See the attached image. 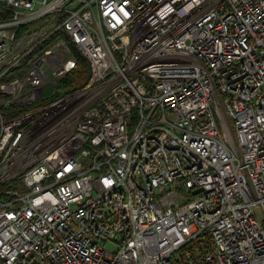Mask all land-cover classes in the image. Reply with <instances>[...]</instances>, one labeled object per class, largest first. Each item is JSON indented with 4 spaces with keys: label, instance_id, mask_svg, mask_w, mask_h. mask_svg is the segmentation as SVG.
<instances>
[{
    "label": "built area",
    "instance_id": "built-area-1",
    "mask_svg": "<svg viewBox=\"0 0 264 264\" xmlns=\"http://www.w3.org/2000/svg\"><path fill=\"white\" fill-rule=\"evenodd\" d=\"M0 3V264H264V0Z\"/></svg>",
    "mask_w": 264,
    "mask_h": 264
},
{
    "label": "trees",
    "instance_id": "trees-1",
    "mask_svg": "<svg viewBox=\"0 0 264 264\" xmlns=\"http://www.w3.org/2000/svg\"><path fill=\"white\" fill-rule=\"evenodd\" d=\"M12 17H13L12 10L9 7H7L5 4L0 3V24L10 21ZM58 36L59 35L53 36V39L51 41L55 42ZM68 43L72 49L76 65L72 71L61 76L57 80L56 88H57L58 93L56 96L52 97L49 102H52L56 100V98L73 93L74 91H77L83 88L87 84L90 78V68H89L88 61L82 57L79 49L71 41H68ZM20 68L26 69V63L23 62ZM20 75L21 73H15L14 76H20ZM39 105H42V103L41 102L36 103V106H39ZM15 107L16 106L13 105L10 109L12 110L13 114H16L22 110H26V107L25 109L23 108L21 110H18ZM203 243L198 242V243L188 245L186 248H184V252L182 254L183 259H180V260L176 259V262L174 264H177L178 262L185 264V261H186V259H184L185 251H191L193 253V256L202 255L207 249L206 244L208 242L206 241Z\"/></svg>",
    "mask_w": 264,
    "mask_h": 264
},
{
    "label": "rangeland",
    "instance_id": "rangeland-1",
    "mask_svg": "<svg viewBox=\"0 0 264 264\" xmlns=\"http://www.w3.org/2000/svg\"><path fill=\"white\" fill-rule=\"evenodd\" d=\"M48 74L50 76H53V70L48 69ZM43 93H44L43 102H49L52 97L57 95L58 92H57V88H56V77L55 76H53V80L51 82H47L44 84ZM56 99H58V98H56ZM256 213L258 214V216H260L259 210H256ZM106 248L114 250L116 248V246L109 243L106 245Z\"/></svg>",
    "mask_w": 264,
    "mask_h": 264
},
{
    "label": "water",
    "instance_id": "water-1",
    "mask_svg": "<svg viewBox=\"0 0 264 264\" xmlns=\"http://www.w3.org/2000/svg\"><path fill=\"white\" fill-rule=\"evenodd\" d=\"M41 95H40V97H42V95H43V92L41 91V93H40ZM197 192H195V194H196Z\"/></svg>",
    "mask_w": 264,
    "mask_h": 264
}]
</instances>
